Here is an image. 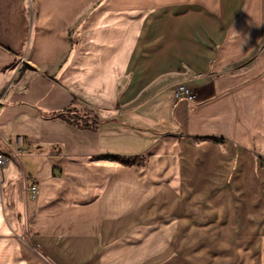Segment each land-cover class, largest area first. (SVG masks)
<instances>
[{
    "label": "crops",
    "instance_id": "0c3cea01",
    "mask_svg": "<svg viewBox=\"0 0 264 264\" xmlns=\"http://www.w3.org/2000/svg\"><path fill=\"white\" fill-rule=\"evenodd\" d=\"M0 101V264H264V0H0Z\"/></svg>",
    "mask_w": 264,
    "mask_h": 264
},
{
    "label": "trees",
    "instance_id": "16d2710c",
    "mask_svg": "<svg viewBox=\"0 0 264 264\" xmlns=\"http://www.w3.org/2000/svg\"><path fill=\"white\" fill-rule=\"evenodd\" d=\"M51 118L63 121L80 130H96L100 124V119L94 112L77 107H70L54 113ZM118 160L124 161L123 158H118Z\"/></svg>",
    "mask_w": 264,
    "mask_h": 264
},
{
    "label": "rangeland",
    "instance_id": "374dc122",
    "mask_svg": "<svg viewBox=\"0 0 264 264\" xmlns=\"http://www.w3.org/2000/svg\"><path fill=\"white\" fill-rule=\"evenodd\" d=\"M12 69H14V68H12ZM123 160H124L123 162H125V163L127 161L128 163H131L132 162V163H135L137 165L138 164L139 165H141V164L144 165V160H140V161L139 160L138 161L137 160L136 161H130L131 160L130 158L129 159L123 158ZM260 164L264 167V157H261L260 158ZM235 235H236L235 240H236V244H237V242L242 239V237H237V236H240L241 235V232H235ZM252 237L258 238L257 235H253ZM239 247L240 246H235L234 247V254H233L234 257H231L230 256V257H228L227 260L219 259L218 264H242V262H240V257H239V255H241L239 253ZM219 252H222V249L221 248H219ZM231 253L232 252L230 251L229 254H231ZM251 254L254 255V257H253V259L251 260V262L249 264H260V261H259V247L258 246L251 247Z\"/></svg>",
    "mask_w": 264,
    "mask_h": 264
},
{
    "label": "built area",
    "instance_id": "2783aa9c",
    "mask_svg": "<svg viewBox=\"0 0 264 264\" xmlns=\"http://www.w3.org/2000/svg\"><path fill=\"white\" fill-rule=\"evenodd\" d=\"M22 61H23V59H21V62ZM176 97H177V99H183V100H186L187 102H189L193 99V93L186 86H179L177 89V92H176ZM0 104H1V101H0ZM5 162H6V158L3 155H0V167L3 166ZM30 190L32 192H36L37 187L31 186Z\"/></svg>",
    "mask_w": 264,
    "mask_h": 264
},
{
    "label": "clouds",
    "instance_id": "9594fccd",
    "mask_svg": "<svg viewBox=\"0 0 264 264\" xmlns=\"http://www.w3.org/2000/svg\"><path fill=\"white\" fill-rule=\"evenodd\" d=\"M241 39H242V43H241V47L247 42V37L245 36V37H241Z\"/></svg>",
    "mask_w": 264,
    "mask_h": 264
}]
</instances>
